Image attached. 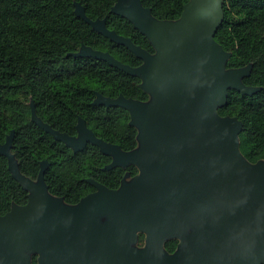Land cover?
Returning <instances> with one entry per match:
<instances>
[{"label": "water", "instance_id": "1", "mask_svg": "<svg viewBox=\"0 0 264 264\" xmlns=\"http://www.w3.org/2000/svg\"><path fill=\"white\" fill-rule=\"evenodd\" d=\"M75 15L104 38L125 47L142 64L132 68L108 53L81 46L74 58H92L136 77L147 102L96 94L94 106L119 107L137 130V147L124 152L105 143L78 118L70 137L43 123L29 104L30 120L73 153L88 144L111 158L104 170L133 166L110 190L68 205L48 192L40 163L36 180L19 171L11 153L14 131L0 145L12 178L28 192L24 206L0 216V264H264V161L249 163L239 151L242 123L221 117L229 91L252 95L242 79L249 66L227 69L230 53L214 36L223 22L222 0H189L176 21H160L140 0H116L111 13L125 18L150 42V54L105 26ZM130 182H126V178ZM138 233L145 249L135 248ZM167 240L179 241L168 255Z\"/></svg>", "mask_w": 264, "mask_h": 264}, {"label": "trees", "instance_id": "2", "mask_svg": "<svg viewBox=\"0 0 264 264\" xmlns=\"http://www.w3.org/2000/svg\"><path fill=\"white\" fill-rule=\"evenodd\" d=\"M189 0H140L160 21H176ZM80 4L86 18L105 20L108 30L129 38L146 52L154 50L145 36L125 18L111 13L116 0H0V145L14 131L11 153L25 177L36 180L40 163L48 164L44 181L48 192L68 205L77 204L95 189L91 179L107 189H118L124 176L138 171L103 170L111 158L88 144L73 153L54 141L30 120L29 104L41 121L53 130L76 136L78 118L94 135L124 152L137 147V130L129 113L119 107L94 106L96 94L115 99L147 102L141 81L92 58H74L81 46L108 53L132 68L142 62L125 47L104 38L75 15ZM223 22L214 40L230 53L227 69L249 66L242 79L252 95L229 91L221 117H235L242 123L239 151L251 164L264 161V0H222ZM28 192L12 178L5 157L0 155V216L13 206H24ZM176 241L165 244L172 253ZM31 264H37L36 256Z\"/></svg>", "mask_w": 264, "mask_h": 264}, {"label": "flooded vegetation", "instance_id": "3", "mask_svg": "<svg viewBox=\"0 0 264 264\" xmlns=\"http://www.w3.org/2000/svg\"><path fill=\"white\" fill-rule=\"evenodd\" d=\"M83 120V119H82ZM75 129H76V126H75ZM76 135H77V133H76ZM71 137V136H70ZM73 137V136H72ZM64 145V144H63ZM104 170V169H103ZM88 180V179H87ZM92 193V192H91ZM170 241H176L177 242V244H176V248H175V250L172 252V253H169V252H167L166 250H165V244L167 243V242H170ZM178 245H179V241H177V240H167V241H165L164 242V244H163V250H164V252L165 253H167L168 255H174L176 252H177V250H178ZM135 248H137V249H145V246H146V235L145 234H143V233H138L137 234V236H136V242H135ZM32 256H34V255H32ZM31 256V257H32ZM36 261H37V257H36Z\"/></svg>", "mask_w": 264, "mask_h": 264}, {"label": "rangeland", "instance_id": "4", "mask_svg": "<svg viewBox=\"0 0 264 264\" xmlns=\"http://www.w3.org/2000/svg\"><path fill=\"white\" fill-rule=\"evenodd\" d=\"M130 180L131 179L129 177L125 179L126 182H130Z\"/></svg>", "mask_w": 264, "mask_h": 264}]
</instances>
